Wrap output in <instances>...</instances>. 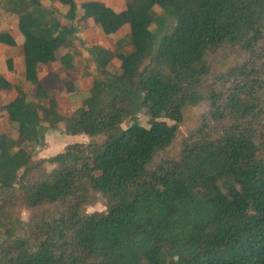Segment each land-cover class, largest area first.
<instances>
[{"label": "trees", "instance_id": "trees-1", "mask_svg": "<svg viewBox=\"0 0 264 264\" xmlns=\"http://www.w3.org/2000/svg\"><path fill=\"white\" fill-rule=\"evenodd\" d=\"M157 2L129 4L115 50L84 44L110 100L66 116L53 87L31 96L36 74L0 72L16 91L0 116L23 135L0 133V264H264V0ZM84 6L0 0V42L37 64L59 37L66 67L87 64L56 16ZM137 107L169 121L122 130ZM47 129L90 141L39 156Z\"/></svg>", "mask_w": 264, "mask_h": 264}, {"label": "rangeland", "instance_id": "rangeland-1", "mask_svg": "<svg viewBox=\"0 0 264 264\" xmlns=\"http://www.w3.org/2000/svg\"><path fill=\"white\" fill-rule=\"evenodd\" d=\"M66 1V0H63ZM85 4L84 14L89 16L83 17L80 14L74 17L72 14L63 16L56 13L57 18L66 25H74L78 28V40H76L78 47L77 50L81 52L84 58V63L81 64L77 61L74 67L68 68L64 65L62 55L67 51H72L66 48L63 41L56 37L57 49L49 56L47 62L33 63L32 57L24 55L20 51V43L15 47H10L0 42V72L4 73L6 77L16 82L19 78H25L27 74H36L35 78L25 80L27 88L31 94L44 90L46 88H54L55 95L57 96L61 111L64 115L69 116L74 109V105L90 104L91 102L102 99L101 102L110 100L112 94L103 93L100 88L95 84L94 80L101 78V73L96 69L95 61L85 48V43L93 44L100 43L103 46L115 50L116 41L125 37L130 29V17L128 6L134 0H80ZM167 0H158L157 9L164 10V5ZM97 2V8L90 7L88 4ZM43 5H49V0H42ZM64 3V2H63ZM62 10L66 8L61 7ZM172 19L168 20L166 29L171 26ZM0 28H7L6 25ZM109 28V30L107 29ZM18 36L17 30H12ZM19 39V37H18ZM22 40V35H20ZM47 38L42 37L41 43H46ZM70 58H74L70 55ZM80 56H76L75 60ZM16 91L14 88H2L0 86V102L6 103L14 98ZM138 112L136 117L130 118L122 125V130L131 123L152 124L158 122H168L166 117H154L146 107L136 108ZM181 126L179 125V129ZM121 130V131H122ZM46 141L47 146L42 148L39 145V156H49L63 150L66 146L72 143H88L90 137L87 135L70 133L68 130L47 129ZM0 133L6 137H12L18 142L22 141L23 135L21 132L15 130L4 113L0 116ZM107 167V166H106ZM103 203H98L90 207V210L104 209ZM29 210L24 213L27 218Z\"/></svg>", "mask_w": 264, "mask_h": 264}]
</instances>
